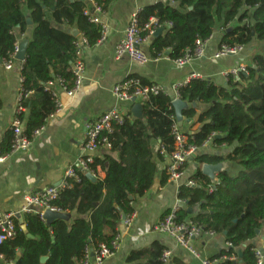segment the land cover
Masks as SVG:
<instances>
[{"label":"trees","instance_id":"1","mask_svg":"<svg viewBox=\"0 0 264 264\" xmlns=\"http://www.w3.org/2000/svg\"><path fill=\"white\" fill-rule=\"evenodd\" d=\"M91 1L103 13L111 3V0ZM171 1L172 4L145 7L139 14L143 36L149 35L146 26L152 19H157L164 29L151 45L152 58L167 55L176 60L194 50L197 41H205L217 33L219 47L245 48L253 41L259 44L252 64L244 66L247 73L230 74L225 87L208 79H192L178 90L179 100L187 104L183 116L191 122L189 131H193L190 134L181 128L189 143L204 149L211 139L218 147L230 148L219 155L198 154L196 166L229 162L235 170L220 172L218 182L213 184L198 169L189 179L195 186L183 184L179 188L178 199L185 201L186 208L177 212V221H190L202 232H214L231 245L211 258L217 264H257L252 242L258 237L256 231L261 234L264 227V0ZM87 9L91 11L89 16L85 15ZM92 15L88 0H0L2 60H10L16 50L19 43L16 31L26 33L30 27L28 19L33 26L21 77L24 89L34 92L23 103L28 114L19 117L25 125L24 133L31 140L55 111L56 99L53 91L48 90L49 83L63 79L68 89L75 84L72 64L78 39L68 30H78L89 47L96 45L102 35L103 27L91 21ZM166 23L172 27L166 28ZM130 77L139 79L143 86L151 85L135 75ZM173 101L169 94L150 96L140 103L143 119H135L134 104H128L132 118L123 124H113L112 133L105 134L111 150L97 156L91 166L97 181L92 182L80 173V181H70L71 187L61 189L52 204L74 219L45 222L39 214H24L27 228L24 232L16 218V236L0 244V264H42L43 257H48L43 264H83L90 250L109 245L123 216L134 213L133 202L154 186L158 165L174 152L172 128L177 121ZM195 126L197 130H193ZM218 135L221 138H216ZM12 139L13 132L9 130L0 148L2 154L10 153ZM153 141L159 143L157 151L153 149ZM99 168L105 173L103 179L98 176ZM168 181L165 168L160 185L165 186ZM170 211L162 215V220ZM163 251L155 243L133 251L128 263L164 264Z\"/></svg>","mask_w":264,"mask_h":264},{"label":"crops","instance_id":"2","mask_svg":"<svg viewBox=\"0 0 264 264\" xmlns=\"http://www.w3.org/2000/svg\"><path fill=\"white\" fill-rule=\"evenodd\" d=\"M88 2L94 13L92 1L88 0ZM157 3L172 4V1L111 0L106 13L102 15L97 13L102 23L107 26L106 40L85 50L83 59L86 71L79 91L71 99L58 87H55L53 90L64 104L63 111L48 121L46 130L33 139L29 151L9 156L4 162H0V215L5 213L20 214L26 194L61 185L65 170L80 155L81 145L86 139V125L97 121L102 114L111 109H128L129 105L121 104L113 94L114 86L126 78L135 75L151 84L162 85L168 90L169 95L175 97L172 86L175 83L187 81L194 74H200L204 79L213 81L217 86L225 87L228 84V77L225 76V73L242 65L252 64L253 55L259 51V44L255 41L248 44L238 56L215 60L214 54L219 49L220 43L218 33L208 44L204 57L186 67H177L172 61L165 58H152L150 49L155 38L154 35L149 37L141 47V50L151 58L148 64L141 66L128 56L116 60L115 50L124 37L131 15L137 9L142 10ZM32 32L33 26H30L26 33L16 31L19 44L28 43ZM22 65L23 61L17 59L10 70H6L3 63L0 64V148L16 117ZM183 121L181 128L193 132L189 131L191 122L185 118ZM197 128L198 126H195L193 130H197ZM152 144L153 149L157 151L159 143L153 141ZM229 149L227 146L218 147L211 140L204 149L199 150L198 154L199 156L219 155ZM111 155L117 157L116 153H111ZM195 159L196 157L188 161L184 175L178 183L168 181L165 186L160 185V178L168 160L165 159L158 165L159 174L154 186L132 204L136 214L132 227L126 230L124 225L120 224V247L112 257L105 259L103 264H129L128 257L133 251L149 248L155 243L160 244L164 250L172 252L168 264H177L176 261L186 264H201L199 259L173 238L153 231L154 226L161 222L162 215L177 203L179 186L190 181L189 179L198 169L202 171L203 165L196 166ZM223 165V170L234 172L235 168L231 163L224 162ZM98 176L102 179L105 177V173L100 168ZM69 218V221L74 219V217ZM263 239L264 227L262 233L252 244L256 248H261ZM191 245L201 259H211L227 246L225 240L218 235L213 238L197 237L192 240ZM0 262H2V257H0Z\"/></svg>","mask_w":264,"mask_h":264},{"label":"built area","instance_id":"3","mask_svg":"<svg viewBox=\"0 0 264 264\" xmlns=\"http://www.w3.org/2000/svg\"><path fill=\"white\" fill-rule=\"evenodd\" d=\"M93 9L94 13L91 17V21L96 24H101L103 27L102 35L97 43L101 44L106 40L107 26L102 23L100 16L97 15V13L99 15L104 14L100 7H97L93 4ZM140 12L141 9H137L131 15L129 24L125 29L124 37L117 45L114 56L116 60H121L125 56H128L133 62L143 66L148 64L151 61V58L141 50V47L147 41V39L153 36L158 29L162 28V26L158 23L157 19H152L150 24L146 26V28L150 29L149 35L147 37L143 36V30L141 29L139 22ZM90 14V9L85 10V15L89 16ZM151 26H153V28ZM165 27L170 28L172 27V24L166 23ZM214 37L215 35L211 36L205 41H197L194 50L188 51L183 57L176 60H170L167 55H163L155 59L165 58L172 61L177 67L189 66L194 61L204 57L206 48L208 44L214 39ZM77 39L78 41L75 43V61L72 64V72L75 75V84L71 89H68L66 82L63 79H57L56 81L49 83L48 90L50 89L53 91V96L56 100L55 111L50 115L48 121L54 118L56 115H59L64 109L63 102L53 89L58 87L68 98L72 99L77 94L84 81L86 65L83 55L85 50L89 48V45L86 38H84L80 33ZM243 51L244 47L242 46L229 47L227 45H221L214 54V59L219 60L228 56H238ZM18 52L19 43L16 44V50L11 59L2 60L6 70H10L13 67ZM241 72L245 74L247 73L246 68L243 65L225 73V76L228 77L230 74L237 76ZM192 79L204 78L200 74H194L185 82L175 83L172 86L175 96L174 101L179 99V88L184 86ZM32 92L34 91H26L24 89L23 78L21 77L19 93L17 97L16 117L14 123L11 126V131L13 132L11 151L6 155L2 154L0 151L1 163L4 162L9 156L29 151L32 146L33 139L40 136L46 130L48 121L46 125L34 132V137L32 140L29 139V137L24 133V123L19 117L26 112V108L24 107L23 103L24 100L27 99L30 94H32ZM113 94L121 104H135L146 101L152 95L158 96L161 94H168V90L164 86L156 84L143 86L141 85L139 79H132L131 77H128L121 83L114 86ZM131 118L132 115H129L126 109L122 110L120 108H114L102 114L97 121L88 123L86 125V139L81 145L80 155L75 160V162L69 165L65 170L61 185L59 187H47L41 191L26 194L24 197L25 203L20 214L24 215L28 213H36L39 214L41 219L45 222L46 220L44 219V215L47 212L62 214L63 212L59 208L52 205L53 202L59 198L61 189L71 187L70 181L79 182L80 173L84 174L85 176L87 173H90L97 178L91 166L94 164L97 156H101L104 152H108L112 148V145L105 134L112 133L113 124H123ZM172 135L175 142V148L174 152L167 157L168 163L166 165V170L169 176V181L178 183L184 175L186 164L190 159L196 157L200 149L197 146L191 145L189 143L188 136L182 132L178 122H176L172 128ZM210 141L211 139L205 143L204 147H206ZM162 152H165L164 148L162 149ZM185 184L189 187L195 186L193 181H188ZM211 191H213V189H211ZM182 208H186V203L185 201L178 199L177 203H175V205L171 208L170 213L164 218V220L154 226L153 231L173 238L179 245L187 249L194 257L199 259L201 264H217V260H211L207 258L201 259L200 255L191 245L192 240L197 237L208 236L213 238L217 234L214 232L204 233L190 221L179 223L177 221V212ZM135 216L136 214L133 213L129 216H125V218H122L121 223L124 225L126 230H129L132 227ZM16 218V213H5L0 215V244L16 236ZM120 240L121 232L118 228L117 234L112 239L110 244H103L96 251L92 250L93 254H91L90 250L84 258L83 264H92V261H94V264H103L105 259L112 257L118 250L120 247ZM230 246V244H227L226 247ZM254 251L257 264H264V239L262 242V247L255 248ZM171 257L172 252L170 250H164L161 260L164 264H168ZM232 259H236V257H233Z\"/></svg>","mask_w":264,"mask_h":264},{"label":"water","instance_id":"4","mask_svg":"<svg viewBox=\"0 0 264 264\" xmlns=\"http://www.w3.org/2000/svg\"><path fill=\"white\" fill-rule=\"evenodd\" d=\"M27 23L31 26L32 25V22L30 19L27 20ZM163 28H160L158 29L155 33H154V37L155 38H158L160 35H162L163 33ZM68 32L73 35L74 37H78L79 35V31L76 30V29H70L68 30ZM27 42H24L22 44H19V52H18V55L16 56V59L19 60V61H24L25 59V53H26V48H27ZM0 64H2V59L0 57ZM135 101V100H133ZM173 107L175 108V112H176V120L178 122V125L179 127L181 128L183 126V110L187 107V104L181 100H176L173 102ZM193 107H196V105L194 104ZM132 115L135 119H143V109H142V105L140 103H135L133 108H132ZM190 134H192V132H190ZM216 138H221L220 135L216 136ZM223 163L219 164V165H212V164H204L203 167H202V172L204 175L208 176L211 181L213 182V184H216L218 182L216 176L222 172L223 170ZM225 171V170H223ZM86 177L92 181V182H96L97 181V178L95 176H93L92 174L90 173H87L86 174ZM132 199V197H131ZM189 213H192L193 210L192 209H188ZM17 219L20 221L21 223V228L24 232L27 231V228H26V225L24 224L23 222V219H22V215L21 214H17L16 215ZM123 218H125V216H123ZM44 219L47 221V222H51L53 220H56V219H63V220H69V216L67 214H56V213H50V212H47L45 213L44 215ZM257 235L259 236L260 235V231H256ZM226 235V233H224ZM29 238H32V235H28ZM91 254L92 253V250H91ZM238 255H239V258H242L243 256V253H242V250H239L238 251ZM48 257H43L41 259V263H45L47 261Z\"/></svg>","mask_w":264,"mask_h":264}]
</instances>
